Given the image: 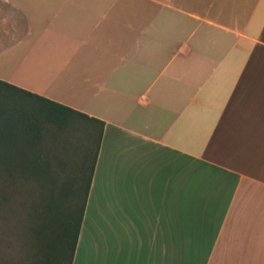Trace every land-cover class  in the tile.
<instances>
[{
    "label": "crops",
    "instance_id": "crops-1",
    "mask_svg": "<svg viewBox=\"0 0 264 264\" xmlns=\"http://www.w3.org/2000/svg\"><path fill=\"white\" fill-rule=\"evenodd\" d=\"M0 84L99 122L71 264H264V0H0Z\"/></svg>",
    "mask_w": 264,
    "mask_h": 264
},
{
    "label": "rangeland",
    "instance_id": "rangeland-1",
    "mask_svg": "<svg viewBox=\"0 0 264 264\" xmlns=\"http://www.w3.org/2000/svg\"><path fill=\"white\" fill-rule=\"evenodd\" d=\"M26 99L29 98L0 84V264H48L46 257L55 255L58 241L50 230H44L45 222L43 215H40L45 207H51L47 205L50 199H47L46 193L49 191L44 188L46 184H50L51 179L57 177L52 186L53 199L56 197L58 186L60 187L63 180L58 165V161L63 159L62 150H66L67 156L63 159L66 160L71 149L78 145L84 150L81 151L82 157L85 156V151L88 152L86 160L81 162L75 151L74 158H69L68 161L74 166L82 165L78 173L82 190L89 175L94 151L93 146H88V141L80 139L81 131H85L81 127L75 132L57 131L55 125L39 118L36 121L38 131L34 132L28 126L33 109L24 104ZM74 136L78 137L76 142ZM92 145L95 148V143ZM26 150H29L28 155L24 154ZM31 150H35L33 154H30ZM38 155L42 158L34 162L49 163L48 178L39 171L30 174L25 169L26 165L29 167L32 164H25L27 159H23ZM43 166L39 165L41 171ZM66 170L69 171L68 167ZM70 174L74 175L72 172ZM69 207L66 204L63 209L67 210ZM56 228L57 225L49 226V229ZM67 258L68 251H65L62 264L66 263Z\"/></svg>",
    "mask_w": 264,
    "mask_h": 264
},
{
    "label": "trees",
    "instance_id": "trees-1",
    "mask_svg": "<svg viewBox=\"0 0 264 264\" xmlns=\"http://www.w3.org/2000/svg\"><path fill=\"white\" fill-rule=\"evenodd\" d=\"M14 91L18 92L19 94H22L26 96L29 99H26L24 104L26 106L31 107L33 109V116L29 117L28 123L33 129L34 132L38 131V127L36 124V121L39 118H44L47 122H50L51 124L55 125L57 128V131H77L80 127L84 128L85 131H81L82 133L80 137L81 140L88 141V146H93V154H92V162L89 170V175L87 176L86 184L84 188L81 190V181L80 177L78 176V173L81 169V166H74L69 164L68 159L72 160L74 156L79 157L81 162H84L86 160V157L88 156V152L85 151V156L82 157V150L81 146H76L74 149H71L69 152V158L66 160H63L66 158L67 153L66 150L63 151V159H60L58 161V165L60 173L62 171V184H60L59 189H57V194H55V198L53 199V190L52 186L57 181L56 179H47L46 181H49L50 184H46L45 188L46 191H49V193H46L47 199H50L47 205H50V208L45 207V209L41 212L40 215H43V219L45 222V229L44 230H50L53 236L57 239V246L54 256H48L46 257V263L48 264H62V257L64 255L65 251H68V258L65 264H71L73 253L75 251L76 242L78 238V234L81 227V222L83 218L85 203L89 191V186L92 178V171L96 159V150L99 146V135H95V131L99 128V123L93 119H90L86 117L85 115H82L74 110L65 108L63 106H60L56 103L43 100L33 94H30L28 92H25L23 90L12 88ZM32 100V101H31ZM36 101V102H33ZM40 101V104L37 102ZM29 103V104H28ZM28 104V105H27ZM96 122V123H95ZM101 125V123H100ZM88 129V130H86ZM29 131V129H28ZM34 132H26L28 134L34 133ZM27 135V134H26ZM78 137L74 136V140H76ZM95 143V148L94 145ZM88 150V149H87ZM35 150H31L30 154H33ZM76 151V153H75ZM29 150H26L24 152L25 155H28ZM75 153V155H74ZM30 156V155H29ZM42 156L40 155L32 157V158H24L23 160L27 159L25 164H32L31 166L25 169L30 171V174L39 171L43 175H45L47 178L49 177L48 172L49 168L47 161H44L42 164H37L38 162H34L37 159H41ZM84 158V159H81ZM30 160V161H28ZM36 163V164H35ZM71 163V161H70ZM39 165H44L43 169H39ZM68 167L69 171L66 170ZM48 171V172H47ZM74 173L70 174L71 172ZM40 173V175H41ZM68 173V174H67ZM76 176V177H74ZM73 177V178H71ZM69 204V209L64 210L63 206ZM46 205V206H47ZM40 215L38 216V220H40ZM51 225H57L56 229H49V226Z\"/></svg>",
    "mask_w": 264,
    "mask_h": 264
}]
</instances>
